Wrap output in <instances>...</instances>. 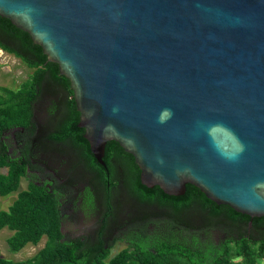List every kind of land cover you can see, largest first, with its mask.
I'll return each instance as SVG.
<instances>
[{"label": "water", "instance_id": "water-1", "mask_svg": "<svg viewBox=\"0 0 264 264\" xmlns=\"http://www.w3.org/2000/svg\"><path fill=\"white\" fill-rule=\"evenodd\" d=\"M69 79L95 157L264 216V0H0Z\"/></svg>", "mask_w": 264, "mask_h": 264}, {"label": "flooded vegetation", "instance_id": "flooded-vegetation-1", "mask_svg": "<svg viewBox=\"0 0 264 264\" xmlns=\"http://www.w3.org/2000/svg\"><path fill=\"white\" fill-rule=\"evenodd\" d=\"M79 122L73 92L63 77L48 76L32 102L30 124L3 133L8 154L26 168V188L34 184L57 197L65 239L82 241V249L110 248L112 253L118 244L125 248L159 238L190 243L192 231L201 241L222 243L239 235L228 223L211 222L190 210L175 214L158 203L144 202L141 170L134 156L118 142L108 141L101 162Z\"/></svg>", "mask_w": 264, "mask_h": 264}, {"label": "trees", "instance_id": "trees-1", "mask_svg": "<svg viewBox=\"0 0 264 264\" xmlns=\"http://www.w3.org/2000/svg\"><path fill=\"white\" fill-rule=\"evenodd\" d=\"M0 48L34 69L20 88L4 87L5 92L0 94V196L18 192L9 208L0 211V229L13 231L8 238L13 252H19L29 244L38 245L46 238L44 246L24 260L7 259L0 249V264H261L260 261H264V233L257 236L249 232H264V216L252 218L228 205H218L192 184H187L186 193L182 196L167 195L159 186L148 188L140 185L142 200L158 203L175 214L190 210L195 216L207 217L211 222L228 223L237 228L239 235L216 245L211 241H201L192 231L189 233L190 243L176 237L159 238L153 243L133 242L114 254L110 248L97 252L82 249V241L65 239L57 197L34 184L19 190L26 168L8 154L3 133L12 127L30 124L32 102L46 77H63L67 88L73 92L70 81L60 73L57 63L48 60L42 47L34 43L29 33L1 16Z\"/></svg>", "mask_w": 264, "mask_h": 264}, {"label": "rangeland", "instance_id": "rangeland-1", "mask_svg": "<svg viewBox=\"0 0 264 264\" xmlns=\"http://www.w3.org/2000/svg\"><path fill=\"white\" fill-rule=\"evenodd\" d=\"M34 69L28 67L22 60L16 57L13 54H10L6 51L0 49V94L5 92V88L18 89L20 88L25 81H28L29 77L32 75ZM27 186V181L22 178L20 189H25ZM18 192L12 193L8 196H0V211L7 210L9 206L13 203L17 196ZM86 221V220H85ZM71 229L75 230V223ZM13 234V231L8 228L0 229V249L3 257L10 260H24L29 257H32L41 249L46 241V238H43L38 245L29 244L19 252H13L10 250L8 245V238ZM216 245H220L222 241H217L216 239H211ZM124 245L118 244L117 247L113 250V254L118 250L122 249ZM261 264H264V261H260Z\"/></svg>", "mask_w": 264, "mask_h": 264}]
</instances>
